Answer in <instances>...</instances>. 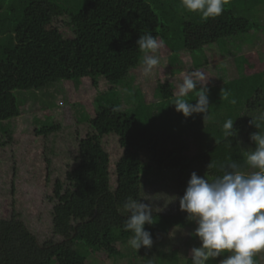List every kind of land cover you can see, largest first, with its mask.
Wrapping results in <instances>:
<instances>
[{
  "label": "trees",
  "instance_id": "trees-1",
  "mask_svg": "<svg viewBox=\"0 0 264 264\" xmlns=\"http://www.w3.org/2000/svg\"><path fill=\"white\" fill-rule=\"evenodd\" d=\"M85 1L78 8L69 0H0V130L6 136H0V264H87L76 250L79 244L103 260L124 259L132 234L123 228V203L129 197L140 201L144 173L178 176L175 212L153 213L155 222L145 230L166 236L171 229L192 226L179 210L188 173L195 170L212 180L232 162L244 170L238 137L258 130L251 118H239L231 137L205 130L212 136H201L203 141L216 142L207 147L199 138L202 149L198 141L161 131L132 135L137 120L122 101L110 106L85 101L87 119L73 126L63 127L51 118L31 133H8L5 124L21 115L16 94L56 83L74 82L77 88L87 80L96 98H105L121 91L141 64L139 37L151 33L159 40L169 31L156 0ZM16 3L21 6L18 14ZM181 25L180 55L252 36L260 28L225 7L214 19H188ZM169 52L164 43L158 53ZM254 57L248 53L242 60L246 75L264 72V64L251 62ZM193 71L203 73L201 84L212 90L202 67L182 72ZM262 86L253 90L248 111H263ZM156 88L158 104L174 100L162 66L156 68ZM220 259L209 264H220Z\"/></svg>",
  "mask_w": 264,
  "mask_h": 264
},
{
  "label": "rangeland",
  "instance_id": "rangeland-1",
  "mask_svg": "<svg viewBox=\"0 0 264 264\" xmlns=\"http://www.w3.org/2000/svg\"><path fill=\"white\" fill-rule=\"evenodd\" d=\"M69 1L72 6L75 5L78 8L86 3L85 0ZM156 3L161 5L157 9L159 17L165 27L169 28V31L163 35V41L170 51L166 54L158 53L161 60L158 66L165 69L174 96L177 92V85L183 80L182 71L202 67L211 86H216L218 81L225 84L224 87L208 91L210 120H204L203 114L183 117L171 104L173 100L158 104L160 99L156 88L157 67L149 76H144L140 64L129 73L121 91L105 98H96L95 92L87 80H83L77 88L74 87V82L68 85L56 83L39 91L18 93L16 96L21 115L8 121L4 130L8 133H31L37 126H47L51 118L57 119L63 127L73 126L77 122L87 119L83 109L85 101L91 103L97 101L106 106L122 101L131 109L128 114L135 116L137 120V127L132 135H135L139 130H154L198 141L199 138H207L208 135L212 136L211 134H215L216 131H222L223 122L235 117L230 109L235 104L229 101L233 98L236 101L240 98L248 100L251 94L253 95V90L261 87L264 83L263 72L253 76H244L241 80H235L234 84L226 85V80L236 79L239 76V63L236 61L238 55L246 52L255 53L262 56L264 60V0H229V4L225 6L235 16L248 19L252 24L260 26L259 30L254 33L255 37H253L254 35H244L227 39L207 50L182 55L179 54L183 46L181 22L188 19L203 20L196 13L184 11L180 6V0H156ZM20 7V4L16 3L15 14L19 13ZM251 62L257 64V57H254ZM221 89L229 93L228 100L221 98L223 96ZM262 91L264 92L263 89ZM187 99L194 104L195 93L189 94ZM207 129H209L207 132L211 134L205 133ZM0 136L6 138L1 130ZM239 138L244 152L252 149V143H249L252 142L249 141L250 135L240 134ZM215 142L216 139L205 142V145L210 147ZM198 143L200 144L199 141ZM200 146L204 149L202 144ZM250 171L252 169L247 170V172ZM192 172L198 176H204L192 170L188 173V180ZM177 178V173L173 172H164L161 175L144 173L141 178L140 201L149 204L153 213L173 214L175 212ZM195 227L193 222L192 226L184 230L171 229L172 233L166 236H163L161 232H156V234H152L153 245L150 249L141 247L136 251L127 244L123 248L125 258L117 261L103 260L101 257L91 254L83 244H79L76 250L87 258V264H186L191 259L190 250L199 246L198 239L192 235ZM174 250H176L175 253L172 252ZM227 255L229 253H224L220 258ZM255 258L259 264H264V252L258 253Z\"/></svg>",
  "mask_w": 264,
  "mask_h": 264
},
{
  "label": "clouds",
  "instance_id": "clouds-1",
  "mask_svg": "<svg viewBox=\"0 0 264 264\" xmlns=\"http://www.w3.org/2000/svg\"><path fill=\"white\" fill-rule=\"evenodd\" d=\"M227 4L229 0H180L184 11L196 13L205 21L220 16ZM136 45L142 53L143 75L149 76L161 63L158 52L164 41L145 33ZM204 80L203 73L193 71L185 74L177 85L171 104L183 117L203 114L204 120L211 119L208 89L205 83L201 84ZM221 91V98L228 100L229 93ZM189 93H195L194 104L187 99ZM229 102L235 104L236 100ZM249 123L258 129L250 135L255 147L244 153V165L252 171L245 172L241 165L232 162L221 176L211 181L192 172L179 197V210L186 213L188 221L195 223L192 235L199 241V246L190 250L191 264H209L224 253L229 255L223 257L220 264H257L254 257L264 252V111L251 117ZM233 124V119L223 123L225 138L233 136ZM123 211L127 214L123 228L132 234L128 240L130 247L136 251L141 247L150 249L152 234L144 226L155 222L152 207L129 197L123 203Z\"/></svg>",
  "mask_w": 264,
  "mask_h": 264
},
{
  "label": "crops",
  "instance_id": "crops-1",
  "mask_svg": "<svg viewBox=\"0 0 264 264\" xmlns=\"http://www.w3.org/2000/svg\"><path fill=\"white\" fill-rule=\"evenodd\" d=\"M253 37H255V35L253 36ZM252 39V38H251ZM250 41V40H249ZM249 52H246V53H244V54H240V55H238V57H237V59H236V61H238V66H239V68H238V73H239V76H238V78H236V79H231V80H226V85H228V84H234V81L235 80H241V78L242 77H244V76H249L248 74L246 75L245 73H244V71H242V69H241V64H242V60L244 59V57L248 54ZM236 61H234V62H236ZM261 62H264V60H263V57L262 56H260V55H257V63L258 64H264V63H261ZM251 76H253V75H251ZM248 79H250V78H248ZM232 81V82H231ZM224 85L225 84H221L220 83V81H218L217 82V85L216 86H212L211 88H212V90H215V89H218V88H221V87H224ZM221 86V87H220ZM247 102H248V100H246L245 101V99H243V98H240L239 100H237L236 101V103H235V105L233 106V107H231L230 109H231V111H233V114H234V123L239 119V117L240 118H251V117H253L254 115H258L261 111H254V112H250V111H248V109H247ZM218 108V107H217ZM219 109V108H218ZM247 110V111H246ZM263 111H264V109H263ZM249 113H254V114H249ZM248 115V116H247ZM212 116V115H211ZM247 116V117H246ZM195 122V121H194ZM224 123V122H223ZM210 125V124H209ZM258 130H256L255 132H257ZM220 132H222V131H220ZM254 133V132H253ZM215 134H217V131H216V133ZM246 135V134H245ZM194 140V139H193ZM238 141H239V145H240V147H241V149H242V152H243V154L245 153L244 152V149L242 148V146H241V143H240V138L238 137ZM249 141H251V140H249ZM248 141V142H249ZM249 143H252V148H253V142H249ZM247 170H249V168H247V167H245V169H244V171L245 172H247Z\"/></svg>",
  "mask_w": 264,
  "mask_h": 264
}]
</instances>
